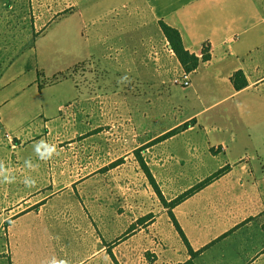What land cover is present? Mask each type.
Segmentation results:
<instances>
[{
    "label": "crops",
    "instance_id": "crops-1",
    "mask_svg": "<svg viewBox=\"0 0 264 264\" xmlns=\"http://www.w3.org/2000/svg\"><path fill=\"white\" fill-rule=\"evenodd\" d=\"M54 6L52 16L67 13L56 21L50 16L35 39V76L7 82L0 95V133L17 142L8 148L14 154L7 151L19 165L13 170L37 175L41 160L50 164L63 154L53 144L62 134L67 149L77 139H94L96 129L121 115L118 106H127L121 93L129 87L144 114L135 113L138 128L128 140L134 148L125 154L157 139L159 120L173 126L166 132L180 118L195 125L161 143L181 156L183 175L158 182L141 159L154 184L118 182L115 190L111 182H86L89 203L75 194L70 211L45 210L67 185L47 195L51 189L42 183L6 182L13 205L6 225L0 221V264H264V0H58ZM161 22L178 30L199 59L194 70L180 62ZM84 63L104 75L102 82H35L38 71L48 80ZM237 71L247 80L239 90L231 80ZM185 72L187 87L173 83ZM113 88L122 102L112 113L105 92ZM143 128L150 134L144 143ZM49 180V187L56 184ZM46 216L62 221L46 224Z\"/></svg>",
    "mask_w": 264,
    "mask_h": 264
},
{
    "label": "rangeland",
    "instance_id": "rangeland-1",
    "mask_svg": "<svg viewBox=\"0 0 264 264\" xmlns=\"http://www.w3.org/2000/svg\"><path fill=\"white\" fill-rule=\"evenodd\" d=\"M54 4H58V0H0V95L2 90L6 88V83L24 76H35V39L46 29L43 24L47 23L52 14L57 13L59 7L55 8ZM60 4V3H59ZM67 13V12H64ZM64 13L54 15L53 21L64 16ZM104 75L95 71L91 64L84 63L71 71H66L58 74L55 78L46 80L37 72L36 83L45 86L64 79H73L80 86L83 84L92 85V83L102 82ZM58 79V80H57ZM54 81V82H53ZM119 91L113 89L107 90L109 94L108 106L111 112L116 109L117 102L121 104L122 100H118L117 93ZM121 92V91H120ZM91 93V91H89ZM125 95L127 106H118L117 115L111 117L113 122H110L94 131V139H77L73 144H70L68 149L60 142L67 140L65 134L63 137L55 138L54 146L60 147L63 154L53 156L49 163L46 160H41L40 170L37 175L27 168L13 170L19 166L13 159V155L7 156V151L12 154L11 148L17 145L16 139L10 133H0V142L9 141L8 147L3 145L4 153L0 156V221L2 225H6L5 215L11 209L13 204L8 203L9 188L6 182H38L45 184L47 189L46 194H52L59 188L68 186L67 190H62L58 193L55 201L50 202V205L45 209L46 214L50 211H56L54 208L61 206L66 207L67 211L73 209L72 204L76 201L75 194L79 199L83 197V201L88 200V195L91 194V188L86 187V182H111L113 188L117 190L118 182H150L147 178L139 160H143L150 169L152 175L156 177L158 182H166L171 177L181 176L182 160L180 155L168 154L164 143L167 138L176 135L178 132L194 127L193 122H183V119L174 121L175 128L167 131V127H173L171 124H161L157 122V139H152L148 144H143L142 148H137L133 156L130 153L125 154L126 149L134 148L130 145L129 138L133 134V129L138 128L139 122H134L135 113L140 112L139 104H133L131 94L133 90L129 87L128 91H123L121 95ZM129 95V96H128ZM127 96V97H126ZM5 96H3L4 98ZM130 99H129V98ZM144 108V107H143ZM95 116V115H94ZM94 116H92L94 118ZM125 116V117H124ZM101 124L96 122L95 125ZM144 126V123H143ZM200 126V125H199ZM194 129H205L196 126ZM137 131V130H136ZM3 132V131H2ZM230 132V131H229ZM154 132L152 131L151 135ZM142 140L144 143L149 139V129L143 128ZM133 137V136H132ZM62 140V141H60ZM73 147L76 150L72 149ZM133 152V151H132ZM227 159L230 158L226 154ZM220 161L224 155L217 157ZM36 159V158H35ZM40 160V159H39ZM213 163L215 161H212ZM212 163V164H213ZM216 165V162L214 163ZM260 178H264V170L260 173ZM50 178L54 179L55 185H50ZM74 182H79L73 183ZM43 185V186H45ZM90 186V185H89ZM118 194L115 196L114 204H117ZM60 201V202H59ZM89 203V201H87ZM72 206V209H70ZM79 206V203H78ZM103 209L99 207L97 210ZM62 220L56 218L45 217L46 224L60 223ZM4 236H0V239Z\"/></svg>",
    "mask_w": 264,
    "mask_h": 264
},
{
    "label": "trees",
    "instance_id": "trees-1",
    "mask_svg": "<svg viewBox=\"0 0 264 264\" xmlns=\"http://www.w3.org/2000/svg\"><path fill=\"white\" fill-rule=\"evenodd\" d=\"M160 25H161V28H162L167 40L169 41L170 46L172 47V49L176 53L177 57L179 58L180 62L183 64L185 69L187 71L194 70L198 66L199 59L194 54H190L184 48L183 43H182V39H181V36H180V33L178 32V30L168 26L164 22H161ZM208 57L209 56L207 54L204 55L205 60L208 59ZM56 76L57 75L53 76L52 79L55 78ZM231 80H232L234 87L237 90L242 89L245 86H247V80H246V77L242 71L235 72L233 74V76L231 77ZM226 171H227V168H223V169L218 170L217 172H215L210 177L206 178L201 183L197 184L196 186H194L190 190H188L185 193H183L182 195H180L178 198L171 201L168 204V206L174 207V206L178 205L179 203L184 201L186 198L191 196L194 192L198 191L199 189H201L202 187H204L208 183L213 182L216 178L223 175ZM145 173H146L147 177L149 178V180L154 184L155 181H154L150 171L147 168H145ZM164 203H166V202H164ZM175 224H176L177 228L179 229V231L181 232V234L184 236L181 228L178 226L176 221H175ZM185 264H193V263L187 262Z\"/></svg>",
    "mask_w": 264,
    "mask_h": 264
},
{
    "label": "built area",
    "instance_id": "built-area-1",
    "mask_svg": "<svg viewBox=\"0 0 264 264\" xmlns=\"http://www.w3.org/2000/svg\"><path fill=\"white\" fill-rule=\"evenodd\" d=\"M175 84H180L182 87H187L189 85V76L188 74L182 73L178 77H176L173 81Z\"/></svg>",
    "mask_w": 264,
    "mask_h": 264
}]
</instances>
